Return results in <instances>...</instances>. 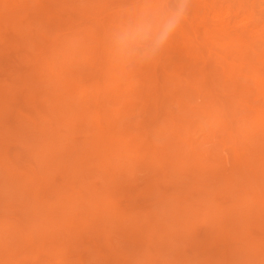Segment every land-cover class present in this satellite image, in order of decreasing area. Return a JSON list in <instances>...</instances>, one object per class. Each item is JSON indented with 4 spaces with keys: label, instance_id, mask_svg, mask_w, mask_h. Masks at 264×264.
I'll use <instances>...</instances> for the list:
<instances>
[{
    "label": "bare ground",
    "instance_id": "1",
    "mask_svg": "<svg viewBox=\"0 0 264 264\" xmlns=\"http://www.w3.org/2000/svg\"><path fill=\"white\" fill-rule=\"evenodd\" d=\"M263 4L264 0H188L182 18L178 20L174 30L168 35L160 50L147 58L138 57L131 59V61H133L132 63L127 60L125 63L126 66H123L125 65L123 59L118 57L114 46V37L116 34L122 29L130 26L135 19L145 11L153 9L160 11L174 10L177 7L176 0H0V27L1 25L8 24L11 26L9 29L14 28L15 33L18 31L19 34H23L26 39L25 46L30 48L33 53L30 57L25 56L21 58L28 63V69L25 72H21L18 76L14 72L17 76L16 81L22 84L23 93H21L25 94L26 101L31 104L30 112L20 113L17 110L18 113H16L15 116L17 117V114H20V116L17 118L13 117L14 121L12 122L15 123L12 124L16 126V129L18 128L17 131H15L14 128V130H10L7 127L2 130V128L6 125V118L9 119L6 114L8 110L12 108L11 96L16 93L17 89L19 90L18 87H21V84L19 83V86L18 84L14 85L16 83L6 84L7 82L11 83L12 80L10 79L12 78H10L9 81L7 80V82L4 80V84L3 82H1L2 84L0 83V194L4 193L8 196V199L10 197L11 200L17 201V204L29 210L30 219H34V221H32L33 224L31 223L32 227L28 228L19 227L18 225H13L11 227L10 225L12 224L9 225L8 223L9 226H5L6 223H3V228L6 227L8 232H4V229L1 228L3 232L8 233V235L6 234V238L0 235L4 240L2 241L1 239L0 241L5 243V239L7 241L9 235L12 239V241L10 239V245L8 246L7 244L8 249H5L7 251L6 255H8V261L11 264H14V260L11 259L12 255L9 257L11 251L13 250V254L14 251L20 248L24 249L26 246L24 241L27 238L29 239L34 232H37V235L39 234L38 237H40V239L38 240L40 242H38L41 243L40 246H43L48 241L54 243L49 245H52V249L54 250V253L50 252V254H56L57 256L56 263L75 264L72 263L74 258L70 257L73 258L71 260L68 257V253H66V255L65 252L69 251L70 254V248L75 249L78 242V245H81L80 240L82 241V237H87L85 233L88 232L89 234V232L93 231L99 235L102 234L109 242L112 236L109 235L111 233L115 234L112 232L115 229L120 232L122 239L127 241L131 239V242H133V244H131L132 246L129 245L130 247L126 245L132 257H136L138 261L142 262L141 264H154L152 251L146 246L148 240L150 241L153 235V231L150 230L151 228L144 226V224H142L143 220H141L148 218L145 216L144 218L142 217L140 219L142 221L140 224L128 223V219L134 218L122 209L116 199L117 195L122 193L123 190L131 184H129L130 177L126 175L128 172H124L123 170L125 167L127 168L128 163H131L129 168L133 165L130 169L132 170V168H134L133 171L138 170L139 167L142 169L144 165L148 168H154L156 173L154 169H150L151 172H154L157 176L159 174L161 177L160 179H163L165 183L174 175L180 176V181H178V183L181 182V177H183V179L184 177L186 178V185L184 184L180 191L182 194L164 193L163 195L160 194V199V195H156V198L159 196L158 199L161 200V202L162 200H169V203H171V205H169L171 212L168 211L170 217L168 218L169 215H165L167 219L173 220L172 222L174 225H171L176 228L177 226L175 225L182 226L176 230L178 234L175 236L182 235L183 241L182 238L180 241H182L184 245L179 242L180 247L174 249L177 250V252L175 251L177 255L175 254L174 259L171 260L172 264H174V261L175 264H212L213 257L208 255L207 252L209 248L207 245H210L211 249L214 248L217 250L216 252L219 253V246L222 242L226 243L228 240L227 237L230 235L234 239L242 240V242L244 241L241 246L245 244V246L234 252L232 250L233 253H231L235 257L232 256L234 263H232V261L230 264H253L254 262L255 264H264L262 248L261 251L258 243L253 239L250 233H244L245 228L242 227L244 224H241V222L245 223L247 220L249 221V219H264V138L262 141H260L261 139L257 140L260 135L259 133L263 134L264 132V110L263 112L260 110L259 112L257 111V114L245 113L246 115L248 114L245 116L249 123V133L240 129L242 123L239 119L240 117L236 114L238 111H235L236 108L243 107L239 106V103L243 102L241 97L243 89L241 90V88L244 86H240L241 88L239 87L243 79L240 78V81L238 78L241 76L243 77V75L239 73L241 76H236L238 79L233 76L238 74L235 70H237L238 66L239 69L241 66L243 67V63L246 64L250 62L255 63L256 66L259 65L262 69L256 72V74L253 73L254 76H252V74L249 75L255 78L256 84L258 85L257 89H255L256 92L257 90H261V92L264 93V10L262 8V10L258 9V7ZM0 32V36L3 37L2 31ZM135 61L137 66L134 64ZM174 61H176V63ZM128 62L129 64H127ZM87 63L93 66L90 71L87 70ZM241 63L243 65H241ZM129 65L135 68L129 67ZM253 67L254 65L252 68ZM257 67H254V69L256 70ZM246 68L248 67L246 66ZM183 70L187 73L182 77ZM229 70L231 73H234L233 75L231 74V77L229 76V78H227L226 75L230 73L227 72ZM243 70L244 69H242V71ZM251 71L252 70H250V72ZM187 74L188 76L185 79L184 77ZM221 74H223L226 79H231V84H222V80L220 79L222 78L220 77ZM222 79L224 82V77ZM117 81L119 82L117 83ZM181 82L182 84L179 86ZM227 82L225 81V83ZM245 84L247 83L245 82ZM177 85L178 90H176ZM219 85H222L223 88L225 87L227 92H232V94H234V96L231 95V93L228 94L229 97L226 99L224 97L225 101H227V99L229 100L231 96V101L235 96L241 97V102L239 100L238 107H236V102L233 100L234 105H236L235 109L230 101L232 104V108L230 106L231 104H229L230 112L232 109L235 110L231 113L233 115H229L226 111L227 109H225L226 104L225 106L222 104L225 101L221 96H227V94L222 93V89L220 91L222 95H218L220 89ZM182 86H186V89H184L186 93L188 92L191 94L194 92L196 95L200 94L199 96L193 97V93V99L191 98V100H198L196 97H200L199 100L201 102V98H204L206 100V105L205 103L202 104L200 107L201 110H197L198 106L197 108L195 106L197 112H200L198 114L197 112L193 113L194 110H190L191 108L187 110L185 107V100L183 102L184 104H181L182 107H178L180 105H178V103L183 100V97L181 100L176 97L179 101L176 99L173 100L174 102L178 101V111L180 110L179 108H181L182 114L185 112L184 118H186V122L187 120L188 122H194L195 119L193 120V118L195 116L193 117L192 115L197 116L195 121L197 123L194 122L193 127L195 126L194 124L198 125L197 119L199 114V118L201 119H198L200 120L199 122L203 120V116L204 119L206 117L207 120L206 124L204 121V126L206 127L207 123H209L208 129L206 127L208 130H206V133H208V138H206L208 141L209 139L213 141V138L218 137L219 141L216 143L218 148L215 149L212 148V146V149L201 148V150L195 147L196 145L192 142L195 139L191 140L189 137L192 131H190L191 133L189 132L190 135L188 134V137L184 138L182 133L184 125L183 123L179 125L180 123L178 122V124L176 122L177 119L167 118L164 120L162 129H158V125L157 127L155 126L156 128L153 126V123H156L157 119L159 120L160 113H162V106L165 105L166 97L169 96L170 98V95L174 97V95L177 94L176 92H183L179 89ZM259 86L263 88H258ZM229 88L231 91H229ZM254 88H251L252 90L250 89L251 92H255ZM244 89L247 88L245 87ZM183 93L185 94V92ZM216 94L218 97H216ZM244 94V99H247L246 91ZM134 96H139V101L135 99L136 97L134 98ZM185 96H187V94L184 95V98ZM131 97L133 98L131 99ZM140 97H142L143 100H141ZM251 97L247 99L249 102L254 99ZM260 97H263L262 93ZM219 98L221 99L220 101L223 100L224 102L220 103ZM133 99L137 100L138 103L143 101V103L140 102L144 104L142 107L139 103L142 112L147 111L148 113H156L157 116L151 120V123L149 119L148 122L143 118L135 123L134 118L136 117H131V111L134 107L138 108V104H133ZM204 99H202V101ZM255 100H257L256 97ZM262 100L264 99H261V101ZM258 101H252V103L254 102L256 105ZM190 102V105L194 103L192 101ZM244 103L246 106L245 101ZM252 103L250 105H252ZM188 104L189 101L187 105ZM112 105H115L117 108ZM131 105L135 106L130 107ZM170 105H168V107ZM173 105L176 106L174 103ZM261 105L262 103L260 106ZM26 106L28 105L26 104ZM246 107H248V105ZM254 107L256 106H253V108ZM256 108L258 110V106ZM261 108L264 109V106ZM241 110L243 111V109ZM241 110H239V113L242 112ZM158 114H160L159 117ZM230 116L238 117L236 119L232 117L234 121L236 120L239 122L240 120V125H238V127L232 124V118H230ZM149 117L151 116L149 115ZM241 119L243 120L244 117L242 116ZM181 121L183 122V120ZM161 122L162 121H160V123ZM168 122L169 124L167 125L166 123ZM10 124L11 123H9L8 126ZM136 124L139 125L137 131L135 130V127H137ZM188 124L191 123H187V126ZM201 126L202 125H199L198 127L200 128ZM190 127L192 126L190 125ZM198 127L195 126V129ZM63 128L66 129V131H62ZM189 128L188 130H191V128ZM79 132H89L93 137L90 138L86 135L83 136L85 140H82L81 136V140H79L80 138L76 136L79 135ZM166 132L168 133L166 134ZM168 134L169 137H167ZM163 136H166L165 138L167 141L158 145L159 143H156V139H160L159 137ZM184 136H186V134ZM16 137L17 139L18 137L20 138L19 141L27 139L33 146L31 148L34 149V152L32 151L33 149L31 152L33 156L34 153L36 155L34 159L38 165H36V163L35 165L36 167L38 166L39 169L32 168L29 164L30 168H32H29L31 174L20 173L19 170L17 172V169L14 171L4 161L7 154L4 141L8 138L15 139ZM201 139V142L205 141L202 137ZM248 141H252V143H250L253 144V147ZM22 142H24V140ZM26 142L27 141H25V143ZM58 147H60L61 150L64 149V153L60 154V149ZM198 147L202 146L200 145ZM209 159L210 161H208ZM49 161L51 163H47ZM228 162H230L228 165L224 164ZM233 164L234 169L232 172L230 169V173L224 170ZM28 166L26 167L25 165L26 168H28ZM136 167L138 168L136 169ZM58 170L61 173V177H59L61 180L59 178L57 179V176L55 178L54 175V172ZM145 170L149 169L145 168ZM91 173L100 174L102 176L101 179L104 180L106 189L101 190L104 187L100 188V186L98 188L97 182L94 181L96 179L95 176L94 180L92 179L93 181L91 178L88 179L91 177ZM136 173L135 175H137ZM85 174L90 176L85 177ZM231 174H237V177L234 178L235 175L232 177ZM76 175L82 177L83 181L81 178H78V176L76 177ZM170 176L172 177L170 178ZM176 176H174L175 180H177ZM125 177H127L129 181H127ZM157 178L159 179V177ZM187 178H189V180H187ZM56 179L60 181L56 182ZM79 179H81V181ZM150 179L148 183H150ZM141 180L143 181L144 179L141 178ZM159 181L160 180L157 182ZM174 181L171 182L173 186L177 183V181L176 183ZM130 182H132V180ZM157 184L158 183H153L152 186L160 190V185ZM179 185L180 184L177 186ZM209 185L211 186L209 187ZM224 189H228L233 193L236 192L233 198L239 197L236 202H231V205H228V201L225 200L227 202L226 205H228L226 207L222 205L223 199H221L222 202L220 201L222 204L215 200L218 194L222 197L221 192ZM47 190H51L53 194H56L57 198L55 197V201L50 202L52 199L48 198L50 196L52 198L54 195H50L51 192ZM153 190L155 192L156 188ZM42 191L48 192L49 197L47 198V193L45 194ZM193 191H198V193L201 192L202 197H205L204 200L206 199L208 203L206 209H192L191 206H183L185 203L181 204V202L187 201L189 196L192 201L191 197L194 196ZM231 192L229 194H231ZM186 203L189 205L188 201ZM145 205L142 206L145 208ZM195 207L194 205V208ZM197 207L199 206L197 205ZM199 219L209 220L210 222V226L208 225L209 228L207 227L208 234H210L211 237L210 242L204 243L205 241L199 242L195 240L196 235H194L195 230L193 231V229H195V222ZM223 219H233V221H231L233 223L228 221L230 222L229 225L231 224L228 226ZM87 220L92 221L88 224ZM244 220L246 221L243 222ZM159 221L162 223V217ZM200 221L202 222V220ZM46 223H50L51 229L53 227L59 230L60 233L57 232L59 233L57 235L55 233L57 230L52 232L53 230L45 229L43 226ZM2 229L0 234L3 233ZM142 229L143 234L140 235V238H136L139 235L138 231L140 230L139 232L141 234ZM180 229H182V232ZM93 232L89 235H92ZM204 234H206V236L208 235L207 233ZM206 236L205 239H208L209 237L207 238ZM172 240L173 239L169 241L172 242ZM175 240H173V243ZM162 241L164 240L162 239ZM23 243L25 244L24 246ZM48 243L46 244L47 246ZM168 243L169 242H167L166 245H168ZM12 244H14V246L16 245V247H13ZM169 244L171 245V243ZM65 245L69 248L66 249V247L64 249L63 246ZM93 245L94 244H92V246ZM161 245L162 244L158 246L161 247ZM224 245L226 246V244ZM28 246L27 249H32L31 253H33V250H38L36 246ZM84 246L82 245V247ZM92 246L91 250L93 248V252H90L91 250L89 252L95 254V249H98V247L95 248V246L98 245ZM172 246H170V248ZM175 246L176 245H174V247ZM167 247L163 246L164 250ZM4 248V246L0 247L3 252H5ZM163 248H159L161 249L160 251H162ZM223 248L224 246L222 249ZM232 248H234V246ZM27 249L24 250L27 252ZM81 249L80 247V252H82ZM187 249H191L192 252H198V256L201 255V258L198 257L197 259L198 263H189L187 260L189 258L186 253ZM47 250L51 251L49 249ZM174 250L170 252L172 253L171 256H174ZM211 252L209 251L210 254ZM28 253L29 252L25 253V256ZM40 253L42 254L43 252ZM220 253L219 255L223 252ZM18 254L20 256L19 251ZM13 255L17 256V253ZM72 255L76 256V254ZM99 255L102 256V259L103 257L105 258V255L103 256L102 253H98L95 260L96 258L100 259L98 258L100 257ZM163 255H165V253ZM79 256L80 255H78V257ZM78 257L76 256V258ZM38 258L41 257L39 256ZM214 258L218 259L215 256ZM118 259H116V261ZM2 260H4L3 257ZM39 260L40 259H38L37 262ZM42 260H44V258ZM112 260L114 261V258ZM134 260L137 262L136 259ZM8 261L6 260L4 264ZM79 261L82 263L80 259ZM218 261L221 262L219 259ZM19 262L17 261L15 264ZM98 262L95 264H98ZM92 264H94V262Z\"/></svg>",
    "mask_w": 264,
    "mask_h": 264
},
{
    "label": "rangeland",
    "instance_id": "2",
    "mask_svg": "<svg viewBox=\"0 0 264 264\" xmlns=\"http://www.w3.org/2000/svg\"><path fill=\"white\" fill-rule=\"evenodd\" d=\"M115 1V0H114ZM116 1H120V0H116ZM114 3V2H113ZM115 4V3H114ZM116 4H118V3H116ZM264 5V4H263ZM263 5H261L260 7H258V9H260V10H264V6ZM259 6V5H258ZM262 8V9H261ZM199 25H201V24H199ZM203 25V24H202ZM4 26H5V28H4ZM203 27V26H202ZM6 28H8V29H6ZM9 28H11V26L10 25H8V24H4L3 26L1 25V27H0V31H2V35H3V37H1L0 36V83L1 82H3L4 80H5V82H7V80L9 81V79L10 78H12V79H10V80H12L11 81V83L10 82H7L6 84H12V83H16V84H14V85H17L18 84V86H19V83L21 84V82H17L16 81V77L21 73V72H25L27 69H28V63L25 61V60H23V59H21V58H23V57H25V56H27V57H30V55L32 56L33 55V53H32V50L30 49V48H27L25 45H26V39H25V37H24V35L23 34H19L18 33V31H16V33H15V29L14 28H12V29H9ZM19 35H18V34ZM0 34H1V32H0ZM23 35V36H22ZM22 37H23V39H22ZM19 38V39H18ZM19 41H20V43H19ZM25 41V42H24ZM22 44V45H21ZM13 45V46H12ZM19 45V46H18ZM3 57V58H2ZM125 60L123 59V63L125 64L126 62H127V60L124 62ZM129 61H131V59L129 60ZM133 61H131V63H132ZM175 63H176V61H174ZM173 62V63H174ZM244 62H246V61H244ZM130 63V64H131ZM174 63V64H175ZM89 64V65H88ZM127 64H129V62L127 63ZM135 65L137 64L136 63V61H135V63H134ZM134 64H132L133 66H135ZM244 64V65H243ZM241 63V65H243V67L241 66L240 67V69H239V66H238V68H237V70H235V72H237L238 74L240 73L241 75H243V77L239 74H236V75H233V73H231V71L229 70V71H227L228 73H226V74H228V75H226V77L227 78H229V76L231 77L232 75L234 76V77H236V76H241V77H238L239 79L241 78V79H243V80H245V81H243L242 80V82H240L241 84L242 83H244V84H240L239 85V87L241 86V87H243V88H241V90L243 89V91H242V95H241V97H242V103H239V100H240V102H241V97H238V96H235L234 97V101L236 102V105H234V102H233V100L231 101L230 100V98L232 97H230L229 98V100L227 99V101H229V102H227V101H225V99L227 98V97H229L228 96V94H230L231 93V95H233L234 96V94H232V92H227V89H226V91H225V89L222 87V85H219V93H218V95L220 96V95H222V94H220L221 92V90H222V93H225V94H227V96H221V98H223V100L226 102H224L223 100L222 101H220L221 99L219 98V101H220V103H222V102H224V103H222L224 106H225V104H226V106H225V109H227L226 111L229 113V115H233V114H231L233 111H235V110H231V112H230V109H229V107L231 106V108H232V104H233V107H234V109L236 108V107H238V103H239V106H243L242 108L240 107H238V108H236V111L235 112H237L236 114H238L237 116H239L240 118V120H241V125L243 126H239L240 127V129H242V131L243 130H245L244 132H246V133H249V123L247 122V118H246V116L248 115V114H250V113H255V114H257L258 112H259V110L261 111V112H263V108H261L262 106H264V100H262L261 101V99H264L263 97H264V93L263 92H261V90H257V92H256V90L255 89H257V84H256V81H255V78L254 77H252V76H254L253 75V73H255L256 74V72H259L262 68L259 66V65H257V66H259V67H257L256 66V64L255 63H250V62H248V63ZM254 65V67H257V69L255 70L254 69V67L252 68V66ZM87 70L88 71H90L92 68H93V66L90 64V63H87ZM123 66H126V64L125 65H123ZM131 65H129V67H130ZM133 66H131L132 68H135V67H133ZM137 66V65H136ZM246 66L249 68H246ZM251 66V67H250ZM91 67V68H90ZM129 67H127V68H129ZM245 67V68H244ZM131 68V69H132ZM244 69L243 71H242V69ZM21 69V70H20ZM24 69V70H23ZM126 69V68H125ZM245 69H247V70H245ZM255 70V72H254V70ZM130 70V69H129ZM241 70V71H240ZM250 70H252L251 72H250ZM14 72H15V74L17 75H15L14 74ZM19 72V73H18ZM183 74H182V77H183V75L184 74H186L185 72H184V70H183V72H182ZM232 74V75H231ZM249 74H252V76H250ZM12 75H15V76H12ZM224 75H225V73H224ZM223 74H221L220 75V77H224V79H225V81L227 82V83H225V81L223 82V79L222 78H220L221 80H222V84H224V85H229V84H231V82H232V80L230 81L229 79H226V77L224 76ZM245 75V76H244ZM249 75V76H248ZM187 76H188V74L187 75H185V79L187 78ZM182 77H181V79H182ZM14 78V79H13ZM219 78V77H218ZM237 78V77H236ZM237 78V79H238ZM245 78H247V79H245ZM251 78H252V80H251ZM241 79H240V81H241ZM184 80V79H183ZM254 81V82H253ZM5 82H3V84L5 83ZM119 81H117V83H118ZM184 82V81H183ZM245 82L247 83V84H245ZM229 83V84H228ZM254 85H253V84ZM2 84V83H1ZM113 84V83H112ZM180 84V85H179ZM178 85L179 86H181V84H182V82L181 83H179ZM256 84V85H255ZM114 85V84H113ZM178 85H177V87H176V90H178L177 88H178ZM248 85V86H247ZM252 85V86H251ZM21 87H18L19 88V90L17 89V91H16V93L14 94V95H12L11 97H12V110L10 109V110H8V112H7V117H9V119L8 118H6V125L5 126H3L4 128H2V130L3 129H5V127H7V128H9L10 130H14L15 129V131H17V129H16V126H14L13 124L15 123H13L12 121H14V118L16 117L15 115H16V113H18V111L20 112V113H26V112H30V105L31 104H29V102L28 101H26V99H25V94H22L23 92H22V84L20 85ZM183 87V86H182ZM179 88V89H181V91H183V92H185V94H187V96H185V98H187V99H185L184 98V93L183 92H176L177 94V96L176 95H174V97L172 96V95H170V98H169V96H167L166 97V100H165V105H163L162 106V110H161V112L162 113H160V114H158V117H159V115H160V117H161V119H160V117H159V120L157 119V121H156V123H153V126L155 127H157V125H158V129L159 128H163V126H164V120H166L167 118H174V119H177L176 120V122L179 124V125H181V123H183V128H182V133H183V137L185 138V137H188L189 135H190V131H192V133H191V136H189L190 138H191V140H194V141H192L193 143H194V145H196L195 147H197V148H199V149H212V148H218V146L216 145V143H217V141H219V139H218V137L217 138H213V141H212V139H209V141L207 140V135H208V133H206L208 130V125H209V123H207V125H206V127H207V129H206V127L204 126V121H205V124H206V117H205V119H204V116L202 115V113H201V115L203 116V122L201 121V122H199L201 119L199 118V116H200V114H199V116H198V119H200V120H198L197 119V121H198V125H196V124H194L196 127H198L199 125H202L199 129L201 130V132H200V130L198 129V128H196L195 129V126L193 127V123L196 121V115H192L194 118H193V120H194V122L192 121V122H188V120H187V122H186V118H184V115H185V112H183L184 114H182V112H181V108H179L180 110L178 111V107H182V105L184 104V103H186L185 104V107L187 108V110H189V108H191L190 110H194V112L193 113H195V112H197V110H199L200 109V107L202 106V104H204L205 103V105H206V100L204 99V98H201V102H200V97L198 98V97H196V99H198L199 100V105L197 104V102H198V100H191V98H192V96H193V93H191V94H189L188 92L186 93V91H184V89H186V86L185 87H183V88ZM247 88V89H244V88ZM255 87V88H254ZM111 88V87H110ZM251 88H254V90H255V92L253 91V92H251ZM258 88H263V87H258ZM183 89V90H182ZM248 89H249V91H248ZM251 89V90H250ZM229 91H231L230 90V88H229ZM246 91V97H248L247 99H249V97H253L254 99H250L251 100V102H249V100H247V99H244L245 98V94H244V92ZM264 91V90H263ZM22 92V93H21ZM227 92V93H226ZM251 92V93H250ZM259 92H261L262 93V95H263V97H260V95H261V93H259ZM183 93V94H182ZM248 93V94H247ZM171 94V93H170ZM180 94V95H179ZM198 94V93H197ZM255 94H256V96H255ZM258 94V95H257ZM260 94V95H259ZM22 95V96H21ZM179 95V96H178ZM182 95V96H181ZM200 94H198V95H196V93H194V96L193 97H195V96H199ZM218 95L216 94V97H218ZM250 95V96H249ZM172 96V97H171ZM189 96V97H188ZM202 96V95H201ZM256 97V99L257 100H255V97ZM259 96V97H258ZM10 97V98H11ZM14 97V98H13ZM21 97V98H20ZM136 97V98H135ZM176 97L177 98H179L180 100L182 99V97H183V100L182 101H179L178 99H176ZM224 97H225V99H224ZM251 97V98H252ZM133 97H131V99H132ZM134 98L135 99H137L138 101H139V96H134ZM172 98V99H171ZM235 98H239L238 100L237 99H235ZM258 98H259V101H258ZM23 99V100H22ZM140 99L141 100H143V98L142 97H140ZM170 99V100H169ZM173 99H176V100H178L179 101V103H178V105L180 104H182L181 106L179 105L178 107H177V102L178 101H175L174 102V100ZM193 99V98H192ZM202 99H204L203 101H202ZM134 100V99H133ZM137 100H134L133 101V104H138L137 106H138V108H136V107H134V109L132 108V111H131V117L133 118V117H136V118H134V121H135V123L138 121V120H140V119H145L146 121H148V119H149V121H150V123H151V120H153V118H155L157 115H156V113L155 112H150V113H148L147 111L146 112H142L141 111V108H140V105H141V107L144 105V104H141V103H143V101H140L139 103H140V105H139V103H138V101ZM173 102H172V101ZM184 100H185V102H184ZM247 100V101H246ZM16 101V102H15ZM169 101V102H168ZM188 101H189V104L187 105V103H188ZM190 101H192V102H196L195 104L193 103L192 105H190L191 104V102ZM230 101H231V103H230ZM244 101L246 102V106L248 105V107H246L245 106V103H244ZM252 101H254V102H256V101H258V103H262V105L260 106V104H256L255 105V103L253 102L252 103ZM28 102V103H27ZM172 102V103H171ZM180 102H182V103H180ZM184 102V103H183ZM173 103L176 105V106H174L173 105ZM228 103V104H227ZM252 103V105H250ZM10 104V105H11ZM26 104L28 105V106H26ZM170 104H172V105H170ZM229 104H231L230 106H229ZM254 104V105H253ZM24 105V106H23ZM168 105H170L169 107H168ZM19 106V107H18ZM112 106H115V105H112ZM116 106H117V104H116ZM115 106V108H117ZM120 106V105H119ZM132 106H135V105H131L130 107H132ZM171 106H173V107H171ZM195 106H196V108H197V106H198V108H197V110L195 109ZM236 106V107H235ZM253 106H258V110H257V108L256 107H254L253 108ZM129 107V108H130ZM165 107V108H164ZM176 107V108H175ZM194 107V108H193ZM245 107V108H244ZM17 108V109H16ZM22 108V109H21ZM13 109H14V111H15V113H14V111H13ZM136 109V110H135ZM139 109V110H138ZM171 109V110H170ZM238 109V110H237ZM241 109H243V111L241 110ZM247 109H248V111H247ZM18 110V111H17ZM131 110V109H130ZM134 110V111H133ZM166 110V111H165ZM196 110V111H195ZM201 110V109H200ZM239 110H241L242 112L241 113H239ZM256 110V111H255ZM140 111V112H139ZM173 111V112H172ZM178 111V112H177ZM184 111V110H183ZM246 111V112H245ZM258 111V112H257ZM165 114H164V113ZM167 112V113H166ZM170 112V113H169ZM174 112H176V113H174ZM180 112V113H179ZM200 112V111H199ZM199 112H197V114L199 113ZM142 113V114H141ZM149 114L151 117H149V115H147V114ZM155 113V114H154ZM178 113V114H177ZM191 113V112H190ZM245 113H248L247 115L245 114ZM14 114V115H13ZM141 114V115H140ZM153 114H154V116H153ZM18 116H20V114H17ZM133 115V116H132ZM138 115V116H137ZM179 116V117H177V116ZM183 115V116H182ZM246 115V116H245ZM17 116V117H18ZM170 116V117H169ZM191 116V117H192ZM201 116V117H202ZM236 116V115H235ZM242 116L244 117V119L242 120L241 118H242ZM14 117V118H13ZM16 117V118H17ZM208 117V116H207ZM232 117H234V116H230V118H232ZM236 118H238V117H234V119H236ZM13 119V120H12ZM190 119H192V118H190ZM189 119V120H190ZM234 119L232 118L231 120V122H232V124H234V125H236L237 127H238V125H240V120H239V122L238 121H234ZM181 120H183V122L181 121ZM238 120V119H237ZM148 121V122H149ZM160 121H162L161 123H160ZM191 121V120H190ZM245 121V122H244ZM170 122V121H169ZM169 122L168 123H166L167 125L169 124ZM208 122V121H207ZM9 123H11L9 126H8V124ZM13 123V124H12ZM187 123H191V124H188V126H187ZM195 123H197V122H195ZM199 123H201V124H199ZM246 124V125H248V126H246V125H244V124ZM161 124V125H160ZM137 125V124H136ZM135 125V126H136ZM190 125L192 126V127H190ZM233 125V126H234ZM138 126L139 125H137V127H135V130L137 131V129H139L138 128ZM246 126V127H245ZM11 127V128H10ZM155 127V128H156ZM191 128V130H188V128ZM236 127V128H237ZM14 128V129H13ZM186 128V129H185ZM189 128V129H190ZM195 130H194V129ZM203 130H202V129ZM207 130V131H206ZM62 131H66V129H62ZM197 131V132H196ZM185 132V133H184ZM190 132V133H189ZM196 132V133H195ZM199 132V133H198ZM10 133V132H9ZM8 133V134H9ZM14 133V132H13ZM84 133H85V135H84ZM168 132H166V134H167ZM79 135H76V136H78V138H80L79 140H81V136H82V140H85V139H83V136H88V137H90V138H92L93 136H92V134L90 133L89 134V132H79L78 133ZM91 135V136H89V135ZM165 134V135H166ZM186 134V136H184ZM189 134V135H188ZM193 134V135H192ZM195 134V135H194ZM202 135V136H200V135ZM260 134V135H259ZM258 135H259V137H258V139L257 138H255V139H257V140H260V141H262V139L264 138V136H263V134H264V132H263V134H261V133H259ZM198 135V136H197ZM257 135V136H258ZM263 136V137H262ZM87 137V138H88ZM166 136H163V137H159L160 139H156V143L158 142L159 144L158 145H160V144H162V143H165L167 140H166V138H165ZM167 137H169V134L167 135ZM201 137L203 138V140H205V141H203V142H201L202 141V139H201ZM207 137V138H206ZM262 137V138H261ZM86 138V137H85ZM86 138V139H87ZM193 138V139H192ZM17 139V137L15 138V139H13V138H8V139H6L4 142H5V149H6V151H7V154H6V157L4 158V161L6 162V164L7 165H9L14 171H16V169H17V172H18V170L20 171V173H28V174H31V170H29V168H30V165H31V167L33 168H37V169H39L38 168V166L36 167V165H38V163H36V161H35V159H34V156H36L35 155V153H34V156H33V153L31 152V150L33 149V148H31V147H33L32 146V144H30L29 142H28V140L26 139H23L24 140V142H22V141H19V137H18V139ZM89 139V138H88ZM162 139V140H161ZM167 139H169V138H167ZM218 139V140H217ZM164 140V141H163ZM25 141H27L26 143H25ZM160 141V142H159ZM163 141V142H162ZM197 142H200V143H197ZM208 142V143H207ZM212 144H210V143ZM251 143H252V141H250ZM249 141H248V143H250ZM27 143H29V144H27ZM197 143V144H196ZM202 143V144H201ZM205 143V144H204ZM250 143V145L253 147V144H251ZM199 144V145H198ZM214 144H215V146H217V147H215L214 146ZM28 145V146H27ZM31 145V146H30ZM202 146V147H198V146ZM206 145V146H205ZM204 146V147H203ZM213 146V147H212ZM30 149H29V148ZM205 147H207V148H205ZM212 147V148H211ZM59 149H60V147H58ZM62 148V147H61ZM64 148V147H63ZM201 149V150H202ZM33 152H34V149L32 150ZM58 151V150H57ZM60 152V154L61 153H64V149H60L59 150ZM29 152V153H28ZM58 153V152H57ZM8 157V158H7ZM20 157V158H19ZM28 157V158H27ZM8 161V163H7V161ZM49 160V159H48ZM30 161V162H29ZM47 161V160H46ZM53 161V160H52ZM208 161H210V159L208 160ZM35 163H36V165H35ZM47 163H51L50 161L49 162H47ZM230 162H228V163H224L225 165L227 164H229ZM30 164V165H29ZM45 164V163H44ZM131 163H128L127 164V168L125 167L123 170H124V172H128V173H126V175H127V177H130V181L132 180V182H130L129 181V179L127 178V177H125V179L127 180V181H129V184H130V186H131V188H130V186L129 185H127V186H129V187H126V189L125 190H123V192L122 193H120L119 195H117V202H119V204H120V206L122 207V209L127 213L128 212V215L130 214L134 219H128V223H133V224H135V223H141L142 221L141 220H143V222H142V224H144V226H146V227H149V228H151L150 230H152L153 231V235H152V237L150 238V241L148 240V242H147V244H146V246H148L149 248H150V250L152 251L151 253H152V255H153V261H154V264H172V261L171 260H173L174 259V257H175V254H176V252H177V250H174V249H177L178 247H180L179 245L180 244H182V245H184L183 244V236L182 235H179V236H175V235H177L178 234V231H176V230H178V228H181L180 227V225H175V226H177V228L176 227H173V220H171V219H167V215H169L168 214V211H170L171 209L169 208L170 206L169 205H171V203H169V200H162V202H161V200H159L160 198H161V195H163L164 193H166V194H173V193H180V194H182L180 191L182 190L181 188H182V186H184V184H185V181H186V178L184 177V179H183V177H181V182H179L178 183V181H180V176H176V175H174V176H176V179L177 180H175V177L173 176H170V180H168L166 183H165V181H163V179L161 180L160 178V176H159V174H158V176L157 175H155V173H156V170L154 169V168H152V167H147L146 165H144V167L142 166V169H141V167H136V169L138 168V170H139V172H138V170H136V171H133L134 170V168H132V170H130L131 169V167L133 166V165H131V167L129 168V165H130ZM25 165H26V167L28 166V168H26L25 167ZM50 165V164H49ZM49 165H46V166H49ZM15 166H16V168H15ZM43 167V166H42ZM231 167H232V169H231ZM19 168V169H18ZM32 168H30V169H32ZM49 168V167H48ZM145 168L146 169H149V170H145ZM226 168V167H225ZM50 169V168H49ZM127 171H126V170ZM155 170L154 172H151V170ZM229 169L231 170V172L233 171V169H234V164L232 165V166H228L226 169H224V170H226V172H228V173H230V171H229ZM43 170V169H42ZM52 170V169H51ZM144 170V171H143ZM82 171V170H81ZM133 171V172H132ZM147 171H149V172H147ZM137 172V173H136ZM51 173H53V172H51ZM55 173V174H54ZM53 174L55 175V178H56V176H57V179L59 178V177H61L60 175H61V173H60V171L58 170L57 172H54ZM57 173V174H56ZM59 173V174H58ZM135 173L138 175H135ZM139 173V174H138ZM145 173V174H144ZM149 173V174H148ZM154 173V174H153ZM84 174V173H83ZM92 175H91V177H89V176H87L88 175V173H87V175L85 176V177H89L88 179H90L91 178V180L93 179L94 180V178L96 177V179L94 180V181H96L97 183V186H98V188H99V186H100V188H102V187H104V188H102L101 190H104V189H106L105 188V185H104V180H102L101 178H102V176L100 175V174H96V173H91ZM129 174H131V175H129ZM80 175V174H79ZM79 175H76V177L78 176V178H81L82 179V177H79ZM98 175H99V177H98ZM146 175H148V176H146ZM234 175H235V177H234ZM81 176H82V173H81ZM95 176V177H94ZM119 176V175H118ZM117 176V177H118ZM159 177V179L157 178V177ZM231 176L232 177H234V178H236L237 177V174H231ZM121 177V176H120ZM152 177H154V178H152ZM156 177V178H155ZM141 178L142 179H144L143 181L141 180ZM151 178V179H150ZM178 178H179V180H178ZM56 179V182H59L60 180H57ZM81 179H79L80 181H81ZM87 179V180H88ZM118 179H119V177H118ZM121 179V178H120ZM134 179V180H133ZM148 179V180H147ZM149 179H150V183H148V181H149ZM152 179H155V180H152ZM172 179H174V180H172ZM92 180V181H93ZM138 182H137V181ZM158 180H160L159 182H157ZM174 181L175 183H176V181H177V183L175 184L174 182V184L176 185V187H175V185L173 186V184H171V182L172 181ZM187 180H189V178H187ZM82 181H83V179H82ZM151 181H153V182H151ZM171 181V182H170ZM183 181V182H182ZM143 182H144V184H143ZM170 182V183H169ZM149 185H148V184ZM153 183H158L157 185H160L159 186V188H160V190H158V188L157 187H155L154 186V188H153V186H152V184ZM183 183V184H182ZM168 184V185H167ZM178 184H180L179 186H177ZM101 185H104V186H101ZM133 185V186H132ZM186 185V184H185ZM211 185H215V184H211ZM211 185H209V187L211 186ZM152 186V187H151ZM171 186V187H170ZM134 187V188H133ZM150 187V188H149ZM165 187H166V189H165ZM168 187V188H167ZM175 187V188H174ZM178 187V188H177ZM205 187V186H204ZM156 188V190L158 191H156L155 190V192H154V190L153 189H155ZM198 188V187H197ZM200 189H202L201 187H199ZM135 189V190H134ZM150 189V190H149ZM171 189V190H170ZM166 192H165V191ZM168 190V191H167ZM48 191V190H47ZM43 193H47V198L49 197V193L48 192H51V194L50 195H54L52 198H51V196L48 198V199H52L50 202H52V201H55V197H56V194H53L52 193V191L51 190H49L48 192H44V191H42ZM145 192V193H144ZM194 192H195V194H194ZM231 191H229L228 189H224L222 192H221V195H222V197H220V194H218L216 197V201L218 202H220L221 201V199H223L221 202L223 203H221L223 206L225 205V207L226 206H228V205H231L230 203L232 202V203H234V202H236L237 200H238V196L236 197V198H233V197H235V195H236V192H231V194H229ZM137 193V194H136ZM225 193V194H224ZM3 194V195H2ZM2 194H0V231H1V229L3 228V225L6 223H8L9 225L10 224H12V225H10L11 227L13 226V225H18L19 227H32V224H33V222L32 221H34V219H30V217H29V210H27V209H25L24 207H22L21 205H19V204H17L16 202L17 201H15V200H11L10 199V197H9V199H8V196L6 195V194H4V193H2ZM148 194H150V195H148ZM152 194V195H151ZM157 194H161L160 195V197H159V199H158V197L156 198V195ZM202 193L201 192H199L198 193V191H193V195L194 196H192L191 197V199H192V201L190 200V196H189V198L187 199V201L189 202V205H188V203H186L187 201H184V202H181V204H183V203H185V204H183V206L184 205H186V207L188 206V207H192V209H200V210H204V209H206V207H208V203L206 202V199L204 200V196L202 197V195H201ZM224 194V195H223ZM229 194V195H228ZM235 194V195H234ZM133 195V196H132ZM144 195V196H143ZM230 195H234V196H230ZM149 196V197H148ZM200 196V197H199ZM127 197V198H126ZM154 197V198H153ZM197 197V198H196ZM227 197V198H226ZM54 198V199H53ZM57 198V197H56ZM120 198V199H119ZM134 198H136V199H134ZM150 198V199H149ZM199 198V199H198ZM195 199V200H194ZM127 200V201H126ZM151 200V201H150ZM203 200V201H202ZM228 201V205H226L227 204V202L226 201ZM233 200V201H232ZM150 201V202H149ZM199 201V202H198ZM226 203H225V202ZM12 202V203H11ZM147 204H146V203ZM146 205H145V204ZM159 205H158V204ZM199 203V204H198ZM151 204V205H150ZM173 204V203H172ZM130 205H133V206H130ZM142 205H145L146 207L144 208V206H142ZM165 205V206H164ZM193 205V206H192ZM194 205L196 206L195 208H194ZM197 205L199 206V207H197ZM158 206V207H157ZM162 206V207H161ZM204 206H205V208H204ZM134 207V208H133ZM168 207V208H167ZM128 208V209H127ZM146 208H148V209H146ZM134 209V210H133ZM156 210V211H155ZM166 211V212H165ZM152 212V213H151ZM171 212V211H170ZM27 214V215H26ZM156 214V215H155ZM164 214V215H163ZM161 215V216H160ZM166 215V216H165ZM144 216L146 217V218H148V219H141L142 217L144 218ZM165 216V217H164ZM158 217V218H157ZM162 217V223H160L161 221H159L160 220V218ZM170 217V215L168 216V218ZM139 218V219H138ZM141 219V220H140ZM157 220V221H156ZM166 220V221H165ZM171 220V221H170ZM200 220H202V222L200 221ZM204 220V221H203ZM223 220H225V223H226V225L228 224V226H230L229 225V223L231 222V221H233V219L231 220V219H223ZM19 221V222H18ZM92 220H87V222H88V224H90V222H91ZM134 221V222H133ZM139 221V222H138ZM148 221V222H147ZM168 221H170V222H168ZM197 221V220H196ZM228 221H230V222H228ZM246 220H244L243 222H245ZM5 222V223H4ZM209 222V220H205V219H199L197 222H195V229H193V231L195 230V234L194 235H196V238H195V240L197 241H199V242H203V241H205L204 243H207V242H210L211 240H210V234H208V229H207V227L209 228V226H210V222ZM4 223V224H3ZM27 223V224H26ZM32 223V224H31ZM35 223V222H34ZM168 223V224H167ZM231 223H233V222H231ZM246 223V224H245ZM245 223H242L241 222V224H244V226L242 225V227L243 228H245V232L244 233H250V235H252V237H253V239L258 243V245H259V247H260V250H261V248H262V252H263V254H264V226H263V223H264V219H249V221L247 220V222H245ZM5 224V226H9L8 224L6 225ZM150 224V225H149ZM171 224H173V225H171ZM197 224V225H196ZM203 224V225H202ZM206 224V225H205ZM151 225H153V226H151ZM171 225V226H170ZM199 225V226H198ZM209 225V226H208ZM4 226V227H5ZM203 226V227H202ZM2 227V228H1ZM43 227H45V229H50L52 232H54L55 230H57V229H54L53 227H52V229H51V226H50V223H46V224H44V226ZM172 227V228H171ZM159 228V229H158ZM164 228V229H163ZM4 229V232H8V229L5 227V228H3ZM3 229H2V232H3ZM156 229V230H155ZM183 229V228H182ZM182 229H180V231L182 230ZM116 230V231H115ZM115 230H113L112 232L113 233H115V234H110L109 236H111V239H109V242L105 239V237L102 235V234H97L96 232L94 233L93 231V234L92 235H89V234H91L92 232H89V234H88V232L87 233H85L86 234V236L87 237H85L84 235V237H82V241L80 240V244L81 245H78L79 244V242H78V244L76 245V248L74 249V248H70V254H69V251L67 252H65V254L66 253H68V257L70 258V257H73V258H70L71 260H72V263H75L76 264V262H77V264H82V263H84V264H92L93 262H94V264L95 263H97L98 261V264H141L142 262H140V261H138L137 260V258L136 257H132L131 256V253H130V251H129V248H127V246H129V245H131V244H133V242H131V239H130V241H127V240H125V239H122V235H120V232H118L117 231V229H115ZM175 230V231H174ZM206 230H207V232H206ZM244 230V229H243ZM260 230V231H259ZM140 231V230H139ZM138 231V237H136V238H140V235H142L143 233V229L141 230V234H140V232ZM156 231V232H155ZM2 233V234H0V235H2V236H5V238H6V234L8 235V233ZM57 232H59V230H57L55 233L58 235L59 233H57ZM160 232H161V234H160ZM174 232V233H173ZM182 232V231H181ZM198 232H199V234H198ZM37 232H34V233H32V236L28 239H26L25 241H24V243L26 244V246L24 247V249H27V247H29L28 245H31L32 247H34V246H36L37 247V249L38 250H33V253H31L32 251V249L30 250V248H28L27 250V252H29V253H31V254H26V256H25V253H27L24 249H21L20 247V249L19 250H17V251H14V253L16 254L17 253V256L16 255H13L12 254V251H11V254H9V257H10V255H12V260H14V264L18 261H20L18 264H49V263H51V264H58V263H56L55 261H56V254H50V252H52V253H54V250L52 249L53 248V246L52 245H49V244H52L53 242H47L48 243V246L50 247H48L46 244H44L43 246H40L41 245V243H39L40 241L38 240V239H40V237H38L39 236V234L37 235L36 234ZM54 233V234H55ZM119 233V234H118ZM174 234V236H173V234ZM180 233V232H179ZM204 233H207L208 235L206 236V234H204ZM4 234V235H3ZM96 234V235H95ZM166 234V235H165ZM168 234V235H167ZM181 234V233H180ZM37 235V236H36ZM88 235H89V237H88ZM98 235V236H97ZM102 235V236H101ZM136 235V236H137ZM165 235V236H164ZM171 235V236H170ZM198 235V236H197ZM254 235V236H253ZM258 235V236H257ZM2 236L0 237V240L2 239ZM33 236H36V237H33ZM97 236V237H96ZM155 236V237H154ZM167 236V237H166ZM204 236V237H203ZM205 236L208 238V239H205ZM8 237V236H7ZM142 237V236H141ZM166 237V238H165ZM172 237H174V238H172ZM176 237V238H175ZM178 237V238H177ZM4 238V237H3ZM32 238V239H31ZM35 238H36V240H35ZM83 238H84V241H83ZM87 238V239H86ZM97 238V239H96ZM122 240H121V239ZM181 238H182V241H180L181 240ZM198 238V239H197ZM205 239V240H203V239ZM10 235H9V237L7 238V241H6V239H5V243L4 242H1L0 241V247L1 246H4L5 248H4V250L7 248L8 249V246L10 245V242L12 241V239H11V241H10ZM34 239V240H33ZM154 239V240H153ZM160 239H161V241H160ZM162 239L164 240V241H162ZM171 239H173V240H175V239H177V240H175L174 241V243H173V240H172V242H170L169 240H171ZM179 239V240H178ZM227 242L226 243H223L222 242V244L219 246V253L221 252H223L221 255H219V253H217L216 251V249H214V248H212L211 249V246L210 245H207L208 246V248H209V251L211 252V254L209 253V251L207 252L208 253V255H210L211 257H213L212 258V264L214 263V264H230V262H232V263H234V260L232 259V256H234L232 253L235 251V250H237V249H239V248H241V247H243V246H245V244H243L242 246H241V244L242 243H244V241L242 242V240L240 241V240H237V239H234L231 235L230 236H228L227 237ZM62 240V239H61ZM90 240H91V242H90ZM115 240V241H114ZM125 240V241H124ZM236 241V243H235V241ZM2 241H4L3 239H2ZM28 241V242H27ZM39 241V242H38ZM94 241V242H93ZM96 241V242H95ZM106 241V242H105ZM124 243H123V242ZM169 242V243H171V245L168 243V245H166V243L167 242ZM30 242V243H29ZM34 242H35V244H34ZM85 242V243H84ZM92 243V244H94L93 246H92V244H90V243ZM119 242H121V243H119ZM129 242V243H128ZM131 242V243H130ZM161 242H163V243H161ZM165 242V243H164ZM179 242H180V244H179ZM23 243V246L25 245ZM103 243V244H102ZM113 243V244H112ZM162 244L161 245V247L163 248V246L164 247H167V248H165V250H164V248H163V250L162 251H160L161 249H159V248H161V247H159L158 245H160V244ZM178 243V244H177ZM229 243V244H228ZM232 243V244H231ZM7 244H8V246H7ZM28 244V245H27ZM54 244V243H53ZM88 244H90L92 247H94L95 245H98V246H95V248H97L98 247V249L96 250L95 248V254H97V255H95L94 253H90V252H93L92 250H93V248H92V250H91V246L90 245H88ZM110 244V245H109ZM115 244V245H114ZM119 244V245H118ZM151 244V245H150ZM152 244H153V247H152ZM224 244H226V246L224 245ZM13 245V247H16V245L14 246V244H12ZM82 245L84 246V247H82ZM121 245V246H120ZM127 245V246H126ZM173 245V246H172ZM174 245H176L175 247H174ZM47 246V247H46ZM82 248L81 249V251L82 252H80L79 250H80V247ZM89 248H87V247ZM103 246V247H102ZM132 246V245H131ZM170 246H172L171 248H170ZM224 246V248L222 249V247ZM234 246V248H232ZM31 247V248H32ZM41 247H44V248H41ZM67 247V248H66ZM78 247V248H77ZM124 247V248H123ZM130 247V246H129ZM177 247V248H176ZM10 248H11V246H10ZM49 249V250H51V251H48L47 249ZM63 248L65 249H68L69 247L67 246V245H65V246H63ZM183 248H184V246H183ZM182 248V249H183ZM12 249V248H11ZM18 249V248H17ZM78 249V250H77ZM85 249V250H84ZM99 249H101V250H99ZM159 249V250H158ZM174 250V252H173V254H174V256H171L172 255V253H170L171 251H173ZM222 249V250H221ZM42 250V251H41ZM91 250V251H90ZM123 250V251H122ZM125 250V251H124ZM154 250V251H153ZM230 250V251H229ZM232 250H233V252H232ZM2 251V252H1ZM18 251H19V253H20V256H19V254H18ZM21 251V252H20ZM24 251H25V253H24ZM75 251V252H74ZM90 251V252H89ZM158 251H160V252H158ZM168 252V254H167V252ZM176 251V252H175ZM214 251V252H213ZM40 252H43L42 254L40 253ZM78 252V253H77ZM162 252V253H161ZM232 252V253H231ZM3 255H2V254ZM5 253V254H4ZM38 253V254H37ZM76 254V256L78 257V255H80L78 258L82 261V263H80V261H79V259L78 258H76V256H74V255H72V254ZM82 253V254H81ZM98 253L99 254H101L102 253V255L104 256L105 255V258L103 257V259L101 258L102 256H100V257H98V258H100V259H97L96 258V260H97V262H96V260H95V257L96 256H98ZM165 253V255H163ZM186 253L188 254L187 256L190 258H188L187 260L189 261V263H194V262H197L198 260V257H200L201 255H197L198 254V252H192V250L191 249H187V251H186ZM217 253V254H216ZM7 254V251L5 250V252H3V250L2 249H0V255H2V256H0V264H4L5 263V261L7 260L8 261V255H6ZM33 254V255H32ZM40 254V255H39ZM78 254V255H77ZM106 254H108V255H106ZM213 254H216V255H213ZM224 254V255H223ZM232 254V255H231ZM21 255H24V256H21ZM28 255H29V257H28ZM31 255V256H30ZM41 257V258H38L39 256ZM67 255V254H66ZM155 255V256H154ZM163 255V256H162ZM177 255V254H176ZM196 255V256H195ZM6 256H7V258H6ZM14 256H15V258H14ZM117 256V257H116ZM214 256L215 257H217L219 260H221V262L220 261H218V259H216V258H214ZM219 256V257H218ZM230 256V257H229ZM2 257L4 258V260H5V258H6V260L4 261V260H2ZM44 258V260H42L43 258ZM84 257V258H83ZM116 257V258H115ZM125 257V258H124ZM235 257V256H234ZM233 257V258H234ZM26 258V259H25ZM46 258V259H45ZM114 258V261L112 260ZM119 258V259H118ZM130 258V259H129ZM139 258V257H138ZM167 258V259H166ZM201 258V257H200ZM199 258V259H200ZM19 259V260H18ZM38 259H40L38 262H37V260ZM54 259V260H53ZM111 259V260H110ZM116 259H118L117 261H116ZM128 259V260H127ZM134 259H136L137 260V262L134 260ZM142 259V258H141ZM214 259V260H213ZM227 259V260H226ZM232 259V260H231ZM1 260H2V263H1ZM32 260V261H31ZM93 262H92V261ZM101 260V261H100ZM112 261V262H109V261ZM161 260V261H160ZM231 260V261H230ZM54 261V262H53ZM115 261H116V263H115ZM120 261H122V262H120ZM126 261V262H125ZM135 261V262H134ZM166 261H168V262H166ZM227 261V262H226ZM9 262V261H8ZM6 263V264H11L10 262L9 263ZM26 262V263H25ZM92 262V263H91ZM105 262V263H104ZM108 262V263H107ZM131 262V263H130ZM224 262V263H223ZM226 262V263H225ZM198 263V262H197ZM144 264V263H143ZM174 264H175V261H174ZM253 264H255V262L253 263Z\"/></svg>",
    "mask_w": 264,
    "mask_h": 264
},
{
    "label": "clouds",
    "instance_id": "3",
    "mask_svg": "<svg viewBox=\"0 0 264 264\" xmlns=\"http://www.w3.org/2000/svg\"><path fill=\"white\" fill-rule=\"evenodd\" d=\"M187 2L176 0L177 7L171 11L153 9L140 14L114 37L118 57L124 60L147 58L159 51L182 18Z\"/></svg>",
    "mask_w": 264,
    "mask_h": 264
}]
</instances>
